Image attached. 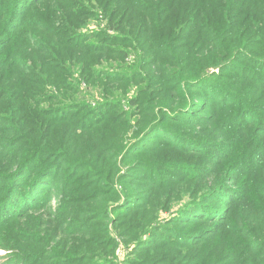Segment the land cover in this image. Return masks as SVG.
I'll use <instances>...</instances> for the list:
<instances>
[{"label": "rangeland", "instance_id": "rangeland-1", "mask_svg": "<svg viewBox=\"0 0 264 264\" xmlns=\"http://www.w3.org/2000/svg\"><path fill=\"white\" fill-rule=\"evenodd\" d=\"M18 2L19 0H0V15H2L0 39H11V42L5 46L4 53L0 52V62L3 60L1 57L10 54L8 51H12L13 60L24 64V67L18 68L17 73L20 72L18 76L13 74V77L16 78L15 81L26 80L27 74H32L33 70L34 72L37 70L33 66L37 67L39 63L45 70L50 62L49 55L36 56L29 52L25 45L28 42L34 49L38 47L42 49L45 47L43 45H46L47 51L63 57L69 51L60 44L68 41L80 44L85 38H91V42L83 44L82 48L85 50L95 44L97 47L103 44L115 47L110 42L112 39H101L103 37L99 35L100 30H109L107 36H112L113 33L111 29H108L107 20L99 8V10H95L94 16L87 19L81 17L84 13H79L78 10L83 8L85 0H50V3L44 1L35 6L32 12H30L32 9L28 11V3H26L19 10L20 13H15V17L18 18L17 22L9 23L8 20L18 6ZM76 4H78L77 7L72 9ZM11 32H15V34H11ZM54 34H57V38H53ZM97 56L99 54H96ZM99 58H101L100 65L106 70L110 57L105 55L104 58L103 56ZM127 60L130 59L127 58ZM28 62L32 65L31 67ZM111 64L109 67L115 68L114 58H111ZM54 68L55 70L52 69L54 74H63L61 65ZM94 68L97 67L94 66ZM233 69L225 70L226 74L232 76L231 81L225 78L222 82L236 88L242 82L237 79ZM261 71L262 69L254 70L246 72V74L250 78H258L261 83L264 80V73ZM210 73L218 74V70L215 69ZM27 80L37 83V86L30 83L23 85L35 92L43 83L31 77H28ZM61 80L63 86L68 85L67 90L60 86L58 91L51 88L50 93L39 91L42 98H40V102H43L36 107L39 111L49 107V103L44 102L47 98H51L50 95L64 93L81 102L76 93L68 92L75 85L70 80ZM103 83L98 85L100 91L94 89V92L97 94H106L108 91L118 92L120 106L122 105L123 110L128 108L127 101L140 97L136 87L130 89L127 86H117L116 88V86H109V83ZM198 86L192 87V91L188 92L191 99L188 101L190 105L186 112L189 111L192 114L189 116L183 114L181 117L187 126L178 122L177 118L162 116L167 129L173 133L177 132V137L167 130L158 128L146 140L142 141L141 146L136 148L144 151H139L140 153L135 155L131 154L130 158L127 153L123 155L122 153L135 142L132 143L136 137L131 132L136 129L137 118L123 119L122 122L125 123L123 125L120 122L118 125L111 124L119 119V107L115 102L117 99L111 98L109 93L101 98L95 95L94 100L91 101L86 99V83L82 80L78 83V91L80 96L89 102L88 109L76 111L69 118V120L74 119L70 120L73 122L59 123L52 129L45 127L49 118L40 119L31 114L33 115L31 120L24 121L25 117L22 116V119H19L20 116L15 115V108L12 111L10 109L11 117L8 116L7 120L2 119L8 107H0V173L10 175L14 173V179L15 174L17 177L19 176L21 182H18V187L22 191L21 188L30 184L31 179L35 177L31 173L34 167L38 168L33 172L43 171L33 188L38 197L34 201L35 209L24 213L19 218L9 219L6 215L8 213L6 206L0 207V229L3 228L0 230V264H34L35 262L36 264H47L40 260H30L36 251L48 241V238L44 236L46 231L50 238L54 237V243H60L61 248L75 238L77 240L73 244L76 246L75 249H79L78 252L85 250L90 253L89 259L84 264L92 262H102L101 264H134V262L136 264H179L184 261H193L197 253L190 248L177 251L175 247L173 249L170 243L166 242V239L177 240L175 229L177 230L182 224L173 222V225H169L170 220L177 221L176 217L181 211L186 212L187 205L197 203L199 202L197 200L203 197L210 204V199H208L210 195L204 194L207 193V189L217 184V179L221 174L225 175L222 169L227 166V163H223L216 169V173L210 176L213 169L212 163L216 157L223 153L232 152L234 141L242 136V132L246 131L248 126L250 128L249 145L259 139L262 147L257 144L242 149L243 152L247 151L249 158L245 163L246 166H249L264 149V126L261 129H251L256 122V117H264V110L262 111L263 107L260 102L252 101L251 105L255 108L246 111V114L243 113L245 111H241L242 113L240 112L237 116V122L226 119V124L237 129L233 130L231 138H219L217 133L210 134V123L211 125L215 123L216 116L218 118L222 115L229 116L233 113V109L239 113L241 108H236L239 106L240 100L228 94L221 95L223 89L216 88L214 80L210 79L206 84ZM248 86L258 88L253 81H250ZM89 92L92 93V91ZM205 93L207 96L204 95ZM146 94L148 95L147 99L156 101L165 97V93H160L158 89L147 91ZM33 98L29 97V100H33ZM108 101L109 105L106 103ZM150 102L152 101H146V104L153 105ZM113 107H115L113 114L117 118L105 116L100 128L95 129L98 134H92L93 136L87 139L86 136L91 133L81 132L80 126L99 120L107 110ZM194 110L199 111L196 113ZM196 114L200 115L196 116ZM253 114H256V117ZM31 115H27V118H30ZM205 116H213L207 124L202 123L201 120ZM23 121L26 122V125H23ZM28 129L30 131L27 132ZM34 131H37V139L49 138L47 146L53 150L52 154L48 153L47 156H44L46 151L42 147L38 148L37 144H32L31 147L19 151V148L26 144L22 143V139L30 142L33 138L31 132ZM220 133L222 132L220 131ZM174 142L177 144L175 145ZM14 152L16 155L12 154ZM56 153H61L62 156L58 158L59 155ZM8 155L14 157L9 163L5 161V157ZM21 155L29 157V164L18 175V172L15 173L17 166L10 164L19 161ZM233 164L229 166V170H234L235 173L247 168L244 164L233 169L231 168ZM99 168L103 170H98ZM95 171H100L103 174L102 183ZM111 173L112 177L108 178ZM178 180L182 182L174 183ZM228 184L227 188L230 189L229 196H231L236 191L235 187L239 185ZM222 190L219 189V193L223 192ZM5 196L6 190L2 189V185H0V199ZM224 200L227 202V198ZM126 201L130 202L125 203ZM129 205L137 206L139 209L129 213L125 210ZM213 206L217 207V202H214ZM119 208L124 210L119 211ZM85 210H92L94 213L87 217L83 213ZM100 213L104 216L102 219L99 217ZM127 213L129 216L126 219ZM91 216L95 218L89 221L88 218ZM59 219L66 220L64 222L70 225H64ZM208 226L210 223L204 222L184 228L192 231L198 228L205 229ZM170 228L174 231H166ZM151 231L154 233L152 236H150ZM29 232L33 233L31 239H29ZM87 232L88 234H86ZM42 236H44L43 240ZM69 236L73 237L70 239ZM14 238L17 242L13 241ZM17 243L22 248L18 247ZM164 245L166 247L158 250ZM108 249L112 250V254L106 256L105 253ZM23 250L27 252L24 259L16 257ZM102 257L108 261H98ZM199 259H203L202 264H210V249L200 250Z\"/></svg>", "mask_w": 264, "mask_h": 264}, {"label": "trees", "instance_id": "trees-1", "mask_svg": "<svg viewBox=\"0 0 264 264\" xmlns=\"http://www.w3.org/2000/svg\"><path fill=\"white\" fill-rule=\"evenodd\" d=\"M44 1L50 3V0H19L18 6L8 20L9 23L17 22L18 18L15 17V13H20L19 10L26 3H28V11L32 9L30 11L32 12L35 6ZM77 5H74L72 9L76 8ZM98 8L107 20L108 29L113 31L112 36H107L109 30H100L99 35L103 37L101 39H112L110 42L115 47L105 44L97 47L95 44V46L85 50L82 48L83 44L91 42V38H85L80 44L68 41L60 44L69 51L63 57L47 51L46 45H43L45 47L42 49L39 47L34 49L28 42L25 45L29 52L36 56L49 55L50 62L45 70L40 63L37 67L33 66L37 70L35 72L33 70L32 74H27L26 80L18 79L16 81L13 74L18 76L20 72L17 73V70L24 67V64L13 60L12 51H8L10 54L1 57L3 60L0 62V107H8L2 119L7 120L8 116L11 117L10 109L12 111L15 108V115L20 116L19 119H22V116L25 117L24 121H30L33 115L40 119L49 118L45 127L52 129L56 124L73 122L70 120L74 119L69 120L70 115L78 110L88 109L89 102L86 99L91 101L94 100L95 95L101 98L109 93L111 98L117 99L115 102L119 107V119L111 124L118 125L120 122L123 125V119L137 118L136 129L131 132L136 137L132 143L135 142L122 153V155L127 153L130 158L131 154L135 155L139 154V151H144L136 148L141 146L142 141L146 140L156 129L169 131L162 116L177 118L178 122L187 126L181 117L183 114L187 116L192 114L189 111L186 112L190 105L188 101L191 99L188 92L192 91V87L204 85L210 79L214 80L216 88L221 87L223 89L221 95L228 94L240 100L236 109L241 108L239 113L233 109V113L229 116L222 115L219 118L216 116L215 123L212 125L210 123V134L214 132L219 135V138H231V133L237 128L226 124V119L237 122V116L241 111H245L243 113L246 114V111L255 108L251 105L252 101L260 102L263 107L262 111L264 110V80H261L260 83L258 78H250L246 74V72L260 71V69L264 73V0H85V5L78 11L84 13L82 18L87 19L94 16L95 10ZM0 19L2 20V15H0ZM13 33L15 34V32H11V34ZM54 36L53 38H57V34ZM10 42L11 39L1 38L0 52L4 53L5 46ZM96 54L99 56L96 57ZM105 55L110 57L109 66L111 58L115 59V68L109 66L106 70L102 68L99 57L103 56L104 58ZM239 62L242 64H238ZM28 65L29 67L32 66L29 62ZM58 65H61L63 74L53 73L52 69L55 70L54 67ZM93 65L97 68H94ZM228 68H234L237 79L242 82L236 88H232L231 84L229 86L222 82L225 78L229 81L232 79V76L226 74L225 70ZM56 69L58 68L56 67ZM215 69L218 70V74H211L210 72ZM108 74L111 76H107ZM22 75L24 74L22 73ZM28 77L43 82L42 86L38 87L37 92L23 86L25 83L37 86L36 82H28ZM61 79L70 80L75 85L68 92L76 93L81 102L66 96L64 93L55 96L50 95L51 98H47L44 102L49 103V107L39 111L36 107L40 103L43 104L42 101L40 102L42 98L39 91L50 93L51 88L58 91L60 86L67 90L68 85L63 86ZM80 80L86 83V99L81 97L78 91ZM250 81H253L258 88L248 86ZM101 82L109 83V86H116V88L117 86H127L130 89L136 87L140 97L127 101L128 108L123 110L122 105L120 106V94L118 92L108 91L106 94L94 92V89L100 91L98 85ZM156 89L160 93H165V97L157 101L147 99V91ZM204 95L207 96L206 93ZM29 97L34 98L29 100ZM146 101H152L150 103L153 105L146 104ZM106 103L110 104L109 101ZM186 104L188 105L185 106ZM113 110L115 107L107 110L99 120L81 125L80 131L91 133V135L86 136L87 139H90L92 134H98L95 129L100 128L105 116L114 118ZM194 111L198 113L199 110ZM27 115H31V117L27 118ZM253 115L256 117V114ZM115 117L117 118V116ZM212 117L201 118L202 123L207 124ZM261 117L263 119L256 117V122L251 129H261L264 126V117ZM24 121L23 125H26ZM179 128L181 129L180 126ZM219 129L222 133L218 132ZM26 131L28 132L30 129ZM249 131L248 126V129L242 132V136L234 141L231 148L232 152L223 153L213 161L210 176L215 174L216 169L223 163H227V166L222 169L225 175L221 174L217 179V184L207 189V193L204 194L210 195L208 198L210 204L203 197L197 200L199 202L187 205L186 212L181 211L176 217L177 221L170 220L169 225H173V222L182 224L177 230L175 229L177 240L169 241L166 239V242L170 243L173 249L175 247L177 251L190 248L197 253L193 261H184L179 264H202L203 259H199V252L208 249H210V264H264V149L249 166H246L245 163L249 158L247 151L243 152L242 149L257 144L262 147L259 139L249 145ZM170 133L177 137V132ZM31 134L33 138L30 142L22 139V143L26 144L20 147L19 151L31 147L32 144H37L38 148L42 147L46 151L44 156L53 153V150L47 146L48 137L40 140L41 138L37 139V131L31 132ZM168 139L170 140V138ZM174 144L176 145L177 142ZM133 149L137 151L134 152ZM12 154L16 155L15 152ZM56 155H59L58 158L62 156L61 153H56ZM13 159L14 157L11 155L5 157V161L8 163ZM28 159V156L21 155L19 161L10 164L17 166L15 173L18 172L20 175L19 173L29 164ZM232 163H234L231 166L233 169L244 164L247 168L235 173L234 170H229ZM37 168L36 166L31 170L35 177L31 179L30 184L21 188L22 191L18 187V182H21L19 176L17 177L15 174L14 179V173L11 175L0 173V185H2V189L6 190V196L0 199V207L6 206L8 210L6 215L9 219L12 217L19 218L24 213L36 208L34 201L38 197L33 188L40 179V173L43 172H33ZM98 170L103 169L99 168ZM95 174L100 177L101 182L103 174L100 171H95ZM111 177L112 173L108 178ZM181 182L178 180L174 183ZM228 183L239 185L235 187L236 191L231 196H229L230 189L227 188ZM147 187L149 188V185ZM219 189H223V192L219 193ZM149 191H151L150 188ZM225 198H227V202H225ZM128 202L130 201L125 203ZM214 202H217V207L213 206ZM126 207L128 208L125 210L129 213L139 209L134 205ZM121 209L123 208L118 210ZM83 213L88 217L94 212L85 210ZM129 213L126 214V219ZM102 215L99 214L101 219L104 217ZM94 218L91 216L88 219L90 221ZM59 220L64 225H70L64 222L66 221L64 219ZM204 222L210 223V226L192 231L184 228ZM174 225L177 226L176 223ZM166 231L172 232L174 230L170 228ZM152 233L153 231L150 232V236L154 235ZM29 235V239H31L33 233L29 232ZM44 236L48 238V241L36 251L30 260H40L47 264H84L90 257V253L85 250L78 252L79 249H75L76 246L73 245L77 241L75 238L61 248L60 243H54V237L50 238L47 231ZM44 236H42V240ZM72 237L69 236L70 239ZM122 237L125 238L126 236ZM13 241L17 242L15 238ZM16 245L21 247L18 243ZM163 247L166 245L159 247L158 250L163 249ZM169 251L172 252L173 250ZM111 254L112 250H106V256ZM17 255L16 257L19 259H24L27 252L23 250ZM98 261L107 262L108 260L102 257Z\"/></svg>", "mask_w": 264, "mask_h": 264}]
</instances>
